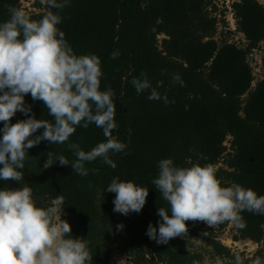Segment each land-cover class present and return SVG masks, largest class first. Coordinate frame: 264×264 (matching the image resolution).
Returning <instances> with one entry per match:
<instances>
[{"label":"trees","instance_id":"obj_1","mask_svg":"<svg viewBox=\"0 0 264 264\" xmlns=\"http://www.w3.org/2000/svg\"><path fill=\"white\" fill-rule=\"evenodd\" d=\"M31 14L39 20L49 10ZM21 0H0V22L9 18L8 9L20 10ZM214 0H71L59 10V28L77 55L96 54L101 59V89L111 88L118 127L113 135L126 144L124 152L110 154L113 169L97 158L85 162L87 175L76 174L70 165L45 163L48 152L64 155L71 164L76 157L68 148L77 143L88 151L104 141L102 130L90 124L77 127L63 144L42 141L28 149L23 178L0 181V188L27 184L36 202L48 205L58 197L65 202L62 219L71 225L72 238H86L91 264H110L114 255L130 264H204V256L189 250V237L201 238L214 258L233 260L235 255L222 246L213 231H204L203 221H187L185 235L157 244L145 233L149 223L157 225L159 207L167 208L152 180L158 176V161L172 158L180 167L211 164L225 186L232 183L264 195V55L262 80L255 82L249 57L262 48L264 53V5L257 0H235L231 9L236 31L226 30L224 17H215ZM35 7L41 9L37 2ZM221 29L241 34L240 42L217 40ZM160 37H163L161 40ZM118 51L119 56L111 58ZM147 75L153 87L169 103L148 100V92L137 94L131 80ZM173 74L183 81L173 83ZM254 86V87H253ZM37 119L51 120L43 101L25 96ZM23 113L12 123L26 119ZM3 127V122H0ZM43 129L38 130L37 135ZM230 139V148L225 144ZM135 180L149 189L139 213L113 212L115 194L105 191L113 177ZM237 236L260 244L264 239V215L238 214ZM230 221L218 223L224 230ZM123 224L122 229L117 225ZM207 232V235L203 233ZM263 250L242 264H252Z\"/></svg>","mask_w":264,"mask_h":264},{"label":"clouds","instance_id":"obj_2","mask_svg":"<svg viewBox=\"0 0 264 264\" xmlns=\"http://www.w3.org/2000/svg\"><path fill=\"white\" fill-rule=\"evenodd\" d=\"M49 10L39 20H30L17 8L8 9L9 18L0 22V181L23 178L28 149L42 141L63 144L77 127L90 124L102 130L104 141L85 151L77 143L68 148L76 159L70 164L64 155L48 152L45 167L70 165L78 175H87L85 162L97 158L115 169L110 154L124 152L126 144L113 135L115 121V93L101 89L103 76L98 55H77L65 33L59 28V10L71 0H46ZM119 56L118 51L111 58ZM173 83L183 81L173 74ZM137 94L148 92V100L169 103L152 86L146 74L131 80ZM43 101L51 120L37 119L25 96ZM17 112L26 119L11 122ZM43 129L38 135V130ZM158 176L152 180L155 189L168 207H159L157 225L149 223L145 235L157 244H167L188 231L187 221H203L214 226L224 221H237L242 211L264 215V195L252 188L232 183L225 186L211 164L180 167L172 158L158 161ZM105 191L114 193L113 212L128 215L139 213L146 203L149 189L135 180L113 177ZM65 202L58 197L48 205L36 202L32 189L0 188V264H91L92 256L86 238H72L71 225L61 218ZM122 229L123 224L116 226ZM207 235V232L203 233ZM259 244H256L258 246ZM235 264H242L239 255ZM219 264V261H216ZM252 264H261L257 257Z\"/></svg>","mask_w":264,"mask_h":264},{"label":"rangeland","instance_id":"obj_3","mask_svg":"<svg viewBox=\"0 0 264 264\" xmlns=\"http://www.w3.org/2000/svg\"><path fill=\"white\" fill-rule=\"evenodd\" d=\"M216 11L213 14L217 18H221V20L225 19V26L226 30H229L231 28V20H230V12L229 10L224 13V10L231 6L233 0H214ZM260 4L264 5V0H257ZM39 2L41 4V9H38L35 7V4ZM45 6L44 0H21L20 2V10H22L27 17H30L31 14H38L40 12H43V8ZM229 31H223L221 29L217 32V40L220 41L221 39L226 38L229 42L232 40L235 42H240L244 37L241 34H229ZM163 37H160L161 40ZM264 55L262 48L259 50H256L253 52V54L249 57V64L252 68L253 75L256 77L257 82L262 80V65H261V59ZM261 72V73H260ZM254 87V86H253ZM228 148H230V139L227 140L225 144ZM63 217V214L61 212V218ZM204 231H213L218 238V241L220 244L227 249L231 250V254L233 255H239L240 258L248 259L251 258L256 252L259 250H263L264 255V239L263 241L256 246V244L249 240H239L235 241L234 238L237 236L236 232V224L232 221H230L227 224V227L224 230L218 229V224L212 226H208L206 223L203 226ZM190 247L189 250L200 252L204 256V264H216V261H219V264H235V259L233 260H226V259H219L214 258L211 254L209 249L202 243L201 238H194L192 236H188ZM110 264H130L129 260L123 256L114 255L113 258L110 261Z\"/></svg>","mask_w":264,"mask_h":264},{"label":"built area","instance_id":"obj_4","mask_svg":"<svg viewBox=\"0 0 264 264\" xmlns=\"http://www.w3.org/2000/svg\"><path fill=\"white\" fill-rule=\"evenodd\" d=\"M235 2V0L232 1V3ZM230 12V20H231V28L229 30H231L232 32H235L236 31V22H235V19H234V14H233V11L231 9V6L227 7L225 10H224V13L226 11ZM225 20V19H224ZM261 73V72H260ZM255 78V82H257L256 80V77L254 76Z\"/></svg>","mask_w":264,"mask_h":264}]
</instances>
